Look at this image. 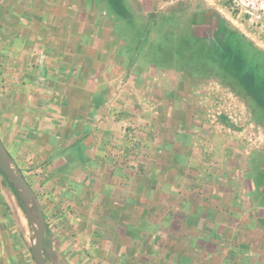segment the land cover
Returning <instances> with one entry per match:
<instances>
[{
	"label": "crops",
	"instance_id": "obj_1",
	"mask_svg": "<svg viewBox=\"0 0 264 264\" xmlns=\"http://www.w3.org/2000/svg\"><path fill=\"white\" fill-rule=\"evenodd\" d=\"M66 2L0 0V139L40 204L44 263L264 264V142L238 130L240 97ZM33 225L0 169V264H35Z\"/></svg>",
	"mask_w": 264,
	"mask_h": 264
},
{
	"label": "rangeland",
	"instance_id": "obj_2",
	"mask_svg": "<svg viewBox=\"0 0 264 264\" xmlns=\"http://www.w3.org/2000/svg\"><path fill=\"white\" fill-rule=\"evenodd\" d=\"M110 1L114 4V2L123 0ZM142 1L131 0L138 10L141 8L140 6L142 8L139 10L140 13L134 11L135 18L130 23L122 21L121 15L111 14L110 9L105 6L109 5V0H67L65 5L74 2L76 7L91 11L97 10L102 16L106 13L115 25L130 31L131 43L142 47L140 53H143L147 58L149 57L150 60L163 63V65L170 60H177L178 63L182 64L184 57H192L195 60L194 67L201 68L205 59L210 60L212 58L216 48L215 40L199 36L202 32L215 37V39H220L225 32L235 31L249 39L264 52L263 33L246 21L242 14L237 16V13H234L235 7L230 0H153L152 4L144 7ZM135 4H138L139 7ZM143 8L145 10L142 12ZM104 20L106 19L104 18ZM109 21L110 19H108ZM211 21L212 24H210ZM138 26H144L147 33L154 30L153 40L145 42L137 37L136 32L138 30L136 29ZM208 26L209 29H206ZM165 38L168 40H164ZM209 64H212V59ZM232 91L245 104L246 111L248 110L247 113L251 114L253 122L264 131V110L261 107L255 109L253 106L249 107L245 100L247 96H244V93L236 92L233 88Z\"/></svg>",
	"mask_w": 264,
	"mask_h": 264
},
{
	"label": "trees",
	"instance_id": "obj_3",
	"mask_svg": "<svg viewBox=\"0 0 264 264\" xmlns=\"http://www.w3.org/2000/svg\"><path fill=\"white\" fill-rule=\"evenodd\" d=\"M109 2V5L105 6L110 9L111 14L121 15V20L126 23L134 21V11L137 7L134 9L131 0L118 1L114 4L110 0ZM206 29H209V26ZM199 36L215 40L216 43L214 55L210 58L212 64H209V59H205L208 70L216 72L236 92L249 97L245 98L249 107L253 106L254 109L261 107L264 110V52L235 31L225 32L220 39L203 32ZM15 193L20 204L24 206L20 192L15 190Z\"/></svg>",
	"mask_w": 264,
	"mask_h": 264
},
{
	"label": "built area",
	"instance_id": "obj_4",
	"mask_svg": "<svg viewBox=\"0 0 264 264\" xmlns=\"http://www.w3.org/2000/svg\"><path fill=\"white\" fill-rule=\"evenodd\" d=\"M232 5L235 7V12L237 16L242 14L244 19L255 26L261 33H263L264 37V0H230ZM213 87H218L217 81L212 82L211 84ZM217 114H224L228 117V119L233 122L237 123L244 118L245 110L242 107L239 110H219ZM241 133L244 134L248 147L249 148H256L260 146L264 142V131L255 124L254 122L248 121V126L241 127Z\"/></svg>",
	"mask_w": 264,
	"mask_h": 264
},
{
	"label": "water",
	"instance_id": "obj_5",
	"mask_svg": "<svg viewBox=\"0 0 264 264\" xmlns=\"http://www.w3.org/2000/svg\"><path fill=\"white\" fill-rule=\"evenodd\" d=\"M0 169L9 178L15 190L20 192L23 199V207L33 221L35 242L32 246V253L35 264H45L41 253L43 245V213L36 195L30 188L28 182L20 170L14 169L8 162V153L4 144L0 139ZM30 201L33 202L36 212L34 213L30 207Z\"/></svg>",
	"mask_w": 264,
	"mask_h": 264
}]
</instances>
